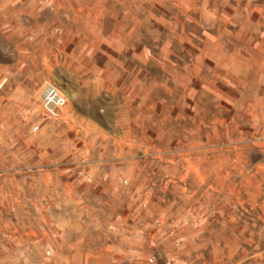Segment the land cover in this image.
I'll return each instance as SVG.
<instances>
[{"label": "rangeland", "instance_id": "obj_1", "mask_svg": "<svg viewBox=\"0 0 264 264\" xmlns=\"http://www.w3.org/2000/svg\"><path fill=\"white\" fill-rule=\"evenodd\" d=\"M0 74V264H264V0H0Z\"/></svg>", "mask_w": 264, "mask_h": 264}, {"label": "crops", "instance_id": "obj_2", "mask_svg": "<svg viewBox=\"0 0 264 264\" xmlns=\"http://www.w3.org/2000/svg\"><path fill=\"white\" fill-rule=\"evenodd\" d=\"M20 43L23 42L24 45L23 47H25V45L27 43H29L30 45H34V43H36L37 41H19ZM34 42V43H33ZM22 49V48H21ZM20 49V50H21ZM30 52H27L24 48V50L22 51L21 54V61H19V65H17V67L15 68V70L17 71V74L19 75H23L25 74V69H27L29 63L31 60H29L30 57ZM23 59V62H22ZM27 63V65H25ZM15 71V72H16ZM0 76H2L0 74ZM11 141H13L12 139H10ZM9 140V141H10ZM27 154H29V156L32 157L33 155L34 159H36L37 157V152L35 151H30V153H28L26 150H22V149H18L15 148V145H11V146H6V148H4L3 151H0V179L3 177V175L5 174H10L11 172H18L19 170L25 168L26 165V157ZM101 155V152H100ZM36 156V157H35ZM69 157L67 156L66 159H68ZM36 165V164H35ZM7 186V187H6ZM11 186V185H10ZM22 189V188H21ZM3 190V192H2ZM0 191V223H7L13 219H10L7 215H8V211L11 207H19L20 205H30V206H42L44 203V207H45V218L42 219L40 217V220H44L45 224H46V229H45V237H46V243H49V245H47V249L50 248V250H47L45 253L46 255H51L52 253V249L54 246V236L57 237L58 232H55L54 230V226L52 223H54L55 221V203H57L58 201L55 199L54 197V193L53 190L52 191H46V199L45 200H41L40 202L36 199V198H29V199H23L22 201H20V193L18 188L15 189V187L11 186L9 187L8 185H5V188H3ZM72 187L69 183H66L63 185V188L61 189V193H62V197H61V202H64L68 196V192H71ZM13 195V197H12ZM7 196H9V198H7ZM13 198V199H12ZM41 203V204H40ZM37 211V210H35ZM50 212V213H48ZM6 214V217H4V215ZM23 216H25L26 218H28L29 220L32 219V216L36 215V216H41V212L37 211V214H30L29 217H27L26 214H22ZM25 220V219H23ZM23 220H21V225L14 227V232L12 233L11 231H6L5 230V236H7L8 234V238H14L13 240H17V242L19 243L20 241H24V239L27 237V233H23L24 231V226L22 225ZM66 218L63 217L62 221H65ZM4 227H6L7 225H3ZM19 231H18V230ZM2 232V231H1ZM11 232V233H10ZM56 234V235H54ZM12 235V236H11ZM28 236H35V233L29 232ZM15 251L18 252L19 254H24V252H27V249L25 247L19 246L18 244H14V246H7V248H5V251Z\"/></svg>", "mask_w": 264, "mask_h": 264}, {"label": "built area", "instance_id": "obj_3", "mask_svg": "<svg viewBox=\"0 0 264 264\" xmlns=\"http://www.w3.org/2000/svg\"><path fill=\"white\" fill-rule=\"evenodd\" d=\"M40 104L45 116L54 117L57 111L64 106L65 99L53 86L46 85L41 92Z\"/></svg>", "mask_w": 264, "mask_h": 264}]
</instances>
